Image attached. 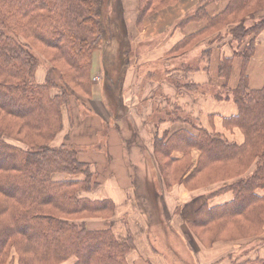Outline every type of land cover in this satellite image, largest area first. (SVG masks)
Masks as SVG:
<instances>
[{
    "label": "trees",
    "instance_id": "16d2710c",
    "mask_svg": "<svg viewBox=\"0 0 264 264\" xmlns=\"http://www.w3.org/2000/svg\"><path fill=\"white\" fill-rule=\"evenodd\" d=\"M191 1L138 0L137 29L144 30L159 12ZM193 1V11L180 18L173 29L199 21H205V26L183 37L166 55H184L210 38L221 39L224 33L229 37L236 45L234 55L222 56L217 66L225 94L215 92L212 97L232 99L236 114L222 118V126L227 131L238 129L244 139L237 144L194 119L176 118L194 132L156 135L153 147L155 159L163 160L158 166L166 185L184 184L191 191L224 182L208 197L232 194L229 202L200 207L189 225L204 245L210 246L216 241L256 237L264 223V81L261 88L252 90L246 72L256 38L264 31V0H227L215 16H209L206 9L217 0ZM122 13L120 0H0V264H62L70 258L73 264H128L134 241L131 234L124 239L115 236L109 221L114 203L82 195L98 187L90 164L80 162L77 151L66 143L51 145L63 129V109L71 101L91 97L92 56L108 44L107 38L117 39V30L121 31L124 47L120 54L125 61L128 48ZM111 19H117L120 26ZM29 44L44 50L39 52L49 69L42 84L34 83L37 59ZM210 52L203 51L193 71L199 70L201 61L209 63ZM116 56L111 59H121ZM235 56L241 58V70L237 86L229 90ZM122 63L112 71H119ZM108 76L104 72L106 82ZM202 88L185 85L190 93ZM129 136L126 142L131 144L135 136L132 127ZM194 150L198 159L193 166ZM175 153H181L182 158L174 157ZM254 163L253 172L244 175ZM218 170L226 179L212 178L203 186H193L200 175ZM58 174L83 178L55 180ZM229 177L234 178L230 183ZM91 219L104 220L105 227L90 230L86 221ZM230 225L232 231L226 228ZM198 229L206 234L204 238ZM245 264H264V258Z\"/></svg>",
    "mask_w": 264,
    "mask_h": 264
},
{
    "label": "crops",
    "instance_id": "0c3cea01",
    "mask_svg": "<svg viewBox=\"0 0 264 264\" xmlns=\"http://www.w3.org/2000/svg\"><path fill=\"white\" fill-rule=\"evenodd\" d=\"M120 2L124 14L126 9H132L133 16L130 21L134 30L138 32L137 34L140 40L148 39L149 41L156 42L160 39L164 43V39H170L168 44L162 49L152 53L151 57L154 59H160L164 55L167 56L168 51L183 37L196 33L205 26V21L190 22L184 26L182 32H179V30L174 31L173 28L176 23L174 22V17L165 16L163 18L158 13L153 18V21L148 22L144 30L140 32L136 26L138 0H120ZM226 3L227 1L225 0H217L211 3L206 9L208 15H217L223 11ZM166 29L172 30L165 37L164 31ZM100 51L94 52L92 56L91 97L76 102L71 101L69 107L63 109V129L51 145H57L55 147H58L66 143L73 146L76 150L78 149V151L84 150L80 146L89 145L88 143L91 144L93 140L99 138V135L103 131L111 130L117 123L122 124V127L117 128V131H123L128 137H130L129 127H132L135 136L132 141L133 143L129 144L130 146L126 141H122L121 135V142H119L115 134H109L106 139L100 140V145L104 148L107 158L96 155V161L95 159L86 157L79 159L78 155L80 162L90 164V167L92 165V173L96 172L95 174L98 175L102 172V178H97L98 187L92 192L82 195L90 200L100 201L107 199L114 203L116 217L113 231L120 239H124L128 233L132 235L134 241L132 264H245L256 259L264 258V223L260 235L256 237L216 241L210 246L204 245L189 227L190 223L195 219L197 210L203 205L206 204L208 207H216L232 199L230 192L208 197L212 191L216 190L224 182L191 191L184 184L168 186L161 177L159 168L155 162L153 140L156 135L161 137L164 133H174L180 130L194 132L190 126L179 124L181 122L176 123L178 122L175 121L176 118L172 120L174 123L171 124H161L159 127L154 125L152 127L150 126V124L156 123L150 121L154 112L158 115L161 110L173 109L174 106L169 105L165 98L168 97V100L171 101V96H175V102L180 105L177 108H184L188 112L191 111L194 120H196V123L200 122V126L208 130L213 129L229 140L240 144L244 139L241 132L238 129L227 131L222 126V117L232 116L236 111L234 104L226 102L230 101L231 98L217 101L209 96H212L215 92L207 87H203L198 93L181 94L178 96L173 86L166 83L165 86H157L152 82L153 79L151 76L153 68L151 61L149 58H142L135 64L130 65L125 71L123 87L127 88V90L126 94H124L123 102L126 108L121 109L120 107L122 111L114 118L111 116L109 109H106L101 99L102 58ZM137 53L135 52L134 54ZM187 53L181 56L171 57L172 59L169 58V60H182L189 54ZM187 60L188 58H186ZM241 62L239 56H235L232 59V69L227 83L229 90H233L237 86L239 77L235 80L233 87L229 86V83H231L230 80L232 73H235V68H237V75L238 71L241 70ZM201 65L202 67L204 66V61H201ZM178 67L173 69L174 72L177 71ZM202 67H199V70ZM199 70H194V72ZM246 72L249 88L252 90L261 88L264 81V31L256 38L255 52L248 63ZM214 74L217 75V71H214ZM188 79H191L193 84L198 85H205L209 82L203 72L191 74ZM219 83V87L223 89V82L219 81ZM161 94L163 100L160 102V105H157L154 98H157ZM221 105L223 115L212 113L213 106ZM157 108L159 110H155ZM66 136H68L67 141L65 140ZM132 152L136 153L135 162L139 161L137 164L143 163L146 165L150 173L151 179L149 180H152L154 184L153 193L146 188L138 190L137 183L131 178L128 168L134 169L135 167L130 162L128 164V153L132 154ZM173 156L182 158L181 153H175ZM197 159L198 152L194 150L191 152V163L193 166L196 164ZM132 162L134 161L132 160ZM151 164L157 170L158 174H152L154 169L150 168ZM117 170H123L127 180H125V176L121 172V177H119L116 172ZM103 178H105V182ZM157 188H159V191ZM258 193L263 194L262 191H258ZM140 203H142V206ZM137 218L140 219V222L136 220ZM94 220L99 219H91L89 221ZM152 220L154 221L152 222ZM158 224L160 225L159 227ZM152 225L157 227L162 236L167 237L165 231L167 232L169 229L176 234L180 241V244H176L181 257L179 261L175 260L178 257L172 253L174 249H170L171 251L169 253L164 252L162 254L157 249L154 250V247L152 248L149 240V231ZM178 251H176V254H178ZM231 256L232 258L229 260Z\"/></svg>",
    "mask_w": 264,
    "mask_h": 264
},
{
    "label": "rangeland",
    "instance_id": "374dc122",
    "mask_svg": "<svg viewBox=\"0 0 264 264\" xmlns=\"http://www.w3.org/2000/svg\"><path fill=\"white\" fill-rule=\"evenodd\" d=\"M227 1V0H225ZM196 2L195 1H191L188 4H186V6L183 5H178L176 8H171L170 10H163L160 13L159 16L161 17H165V16H171L174 17V22L179 23L181 20L180 18H182L184 15L190 13L193 11L194 7H192ZM227 4V3H226ZM129 5V3H128ZM180 6V8H178ZM209 7V6H208ZM207 7V8H208ZM175 9V10H174ZM110 10V9H109ZM182 10V11H181ZM210 10V9H209ZM208 10V11H209ZM123 15V31L125 32V41H126V45L128 49H125L124 52H127L124 57H126L125 61H122V49H123V41H122V37H121V31L117 30L116 32H119V35H116L117 39H112V37L107 38V42L108 44L105 46V44L103 45V47L101 48V58L102 61H104L103 66H102V73H101V99L103 100L106 109H109L110 114L112 117H116L119 112H121L122 108L125 109L126 106L124 105L123 99H124V94H126V90L127 88H124V75H125V71L128 69V67H130V65L135 64L139 59L142 58H149V60L151 61L152 64V76L151 78L153 79L152 82L154 84H156L157 86H165L166 84H169L171 86H173L176 89V92L179 95L181 94H191L190 92H188L185 89V85L189 84V83H193L191 81V79H188V77L191 74L197 73V72H203L205 74V76L207 77V80L209 81L208 84L202 85L203 87H207L210 88L211 90H213L214 92H222L223 94H225L223 92V89H221V87H219V79L217 78V75L214 74V71H217V66H218V61L222 56H233L234 55V48L236 47V45L234 43L229 42V37L224 33L221 34V39L218 38H210L209 40L201 43L200 45H198L194 50L188 52L187 56L184 57V59L182 60H178V61H170V59H172L171 57H167L164 55V57L160 58V59H154L153 57H151L152 53L162 49L166 44H168V42L170 41V39L165 40L164 39V43L162 41L157 40L156 42L154 41H149L148 39H141L138 36V32L134 30L130 19L133 16V11L132 9L128 8L124 12L122 13ZM112 23H114L115 25L120 26L119 23H117V19H111ZM251 22H246V25H250ZM184 27H179L174 31L179 30V32H182V29ZM170 30L172 29H166L164 32L165 37L168 36V34L170 33ZM164 37V38H165ZM120 43H122V45L116 46L118 41ZM20 41L22 43H24V41L22 39H20ZM166 42V43H165ZM109 45V46H108ZM108 47V48H107ZM29 48L30 51L33 53V55L36 57L37 59V68H36V72H35V79H34V83L36 84H42L45 81V75L47 70L49 69L47 62L43 59V57L41 56L39 50L44 51L41 47H38L35 45V48H32V45L29 44ZM38 49V50H36ZM206 49H210V61L208 64L205 65V61H204V66L202 67V65L200 64L199 67H202L201 70L194 72L193 68L195 66H197L198 61H200V57L203 53V51H205ZM46 52V51H45ZM135 52H138L137 54H134ZM139 52H141L139 54ZM120 54V55H119ZM117 55L116 57L121 56V59H116V61L112 60L111 58ZM141 56V57H140ZM115 57V58H116ZM139 57V58H135ZM186 58H188V60L186 61ZM116 62V63H115ZM123 62V63H122ZM122 63V67L119 71L114 70L112 71L115 66H117L118 64ZM177 66L178 69L177 71L174 72V68H176ZM206 67L207 69L204 70L203 68ZM235 73H232V77L229 83V86H234V82L235 80L239 77V72L238 71V75H237V68H235ZM104 72H107L109 74V78L110 81L106 82L104 80ZM113 75V77H112ZM96 79V78H95ZM98 80V79H97ZM219 80V81H218ZM257 89V88H255ZM161 95H158L157 98H154V100H156V104L160 105V102L163 100V98L161 97ZM210 97H212L211 95H209ZM172 100H168V97L165 98L166 102L169 105L174 106L173 109H164L163 111L161 110L158 115L156 112H154V115L152 116V118H150V121L152 122H156V123H152L150 124V126L152 127V125L154 126H160L161 124H171L174 123L172 120L174 118H180V119H191L193 120L194 117L190 112L186 111L184 108H177V106H180L179 104H177L175 102V96H171ZM214 99V97H212ZM216 100V99H215ZM218 101V100H217ZM226 102H230L232 104H234V102L232 101V99L230 101H226ZM235 105V104H234ZM146 106V105H145ZM144 106V107H145ZM121 107V109H120ZM236 107V106H235ZM68 108V107H67ZM221 106H213L212 107V113H215L216 115H223L221 112ZM155 110H159V108L155 109ZM125 112V110H124ZM236 114V111L235 113ZM233 114V115H234ZM114 115V116H113ZM222 117V116H220ZM223 118V117H222ZM160 120V121H159ZM178 123V122H176ZM200 123V122H199ZM200 125V124H199ZM120 126L122 127V124L117 123L115 124L111 130L109 131H103L100 135L98 139H95L90 143H88L89 145L86 146H80L82 148H84V150H76L73 146L72 148L74 150L77 151L78 155H79V159L80 158H90V159H95L97 158L96 155L99 156H104L106 157L104 148L100 145V140L101 139H106L108 137L109 134H115L119 140V142H121V138L120 135L122 136V141H126V139L128 138V135L125 134L123 131H117V128L119 129ZM129 145V143H127ZM57 145H54L52 147H55ZM130 146V145H129ZM85 155V156H84ZM135 155L136 153L132 152L128 153V164L130 162V164H133V167H135L134 169H131L130 167L128 168L131 178L135 180V182L138 185V190H141L143 188L148 189L150 192H154V184L152 182V180L150 178V173L148 171V169L146 168V165L142 164H137L139 163V161L135 162ZM134 162H132V160ZM128 159V158H127ZM97 161V160H96ZM95 161V162H96ZM155 162L158 166V162L163 163V160L158 161L157 159H155ZM255 163L253 164V166L251 167V169L249 171H247L244 175H248L250 173L253 172V170L255 169ZM130 166V165H128ZM149 166V165H148ZM150 168L154 169L152 164L150 165ZM91 171H92V165H91ZM117 175L119 177L120 176V172L124 174L125 176V180H127V177L124 173L123 170H117ZM96 173V172H95ZM95 179L98 182V177L102 178V172L99 173L98 175L95 174ZM152 174H158L157 170H153ZM213 174H216L215 176H212ZM204 176L202 177V175H200L198 178H201L199 181H197L196 183H194L193 186L198 187V186H203L207 183H209L208 180H213L212 178H220V179H226V176H223V171H216V172H209L207 174H203ZM230 176V175H229ZM82 177V176H81ZM79 176H74V175H67V174H58L54 176L55 180H81L82 178ZM229 177V181L233 180L234 178ZM104 182H105V178ZM223 184V183H221ZM157 190L159 191V188H157ZM100 199V198H97ZM140 205L142 206V203H140ZM151 214L153 215V212L151 211ZM116 217V207H115V211H114V215L113 218L110 221V223L112 224V230H113V225H114V220ZM140 222V219H136ZM173 220V219H171ZM154 220H152L153 222ZM170 221V220H169ZM176 222V221H174ZM87 223V227L90 230H101L105 227V221L102 219L99 220H94V221H86ZM160 225L158 224V227ZM241 227H245V225H241ZM227 229H231L232 231V225H230L229 227H226ZM200 231V237L204 238L206 236V234L203 232V230L198 229ZM165 231V230H164ZM114 232V231H113ZM197 234H199L198 231H196ZM167 237L160 235L158 229L156 226H151L150 227V231H149V240H150V245L152 246V248L154 250H158L159 252H161L162 254H164V252H170L172 249V253L173 255H176L178 258L175 259L177 261H179L181 259L180 255H179V251H178V247L176 244H180L179 238L176 236V234H174L170 229L166 232ZM251 232L248 231V235ZM115 234V233H114ZM129 234V233H128ZM230 234L232 235V232H230ZM116 236V235H115ZM118 237V236H116ZM167 242H173L171 243H166ZM171 249V250H170ZM178 251V254H176V251ZM133 251V250H132ZM130 252L127 255V263L128 264H132L131 260L133 258V252ZM232 256L229 257V260H231ZM16 261V259H15ZM174 261V260H173ZM74 263V259L70 258L67 261L63 262L62 264H73Z\"/></svg>",
    "mask_w": 264,
    "mask_h": 264
}]
</instances>
